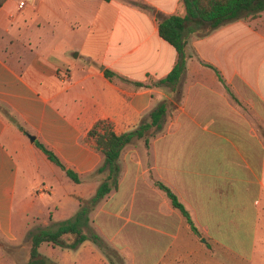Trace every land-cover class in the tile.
<instances>
[{"label":"crops","instance_id":"0c3cea01","mask_svg":"<svg viewBox=\"0 0 264 264\" xmlns=\"http://www.w3.org/2000/svg\"><path fill=\"white\" fill-rule=\"evenodd\" d=\"M136 2L164 15L184 14L181 0H5L0 7V106L80 175L75 184L84 189L62 194L57 210L71 205L60 214L65 220L98 185L82 184L103 160L87 136L94 123L107 120L116 133L126 132L158 102L179 96L168 128L177 120L179 131L184 124L179 120L187 116L186 128H199L203 139H190L187 166L175 157L169 162L162 144L149 168L184 204L197 233L155 180H148V169L133 153L124 160L125 179L133 180L131 193L139 190L143 203L156 202L155 231L173 242L166 255L170 264H207L216 252L236 264L264 259V11L204 37L191 35L186 68L171 91L152 82L172 69L177 53L159 36L154 13ZM233 46L237 52L229 55ZM104 69L129 82L110 80ZM36 149L0 109V236L10 241L18 240L11 224L20 169L40 175L49 164ZM120 179L109 199L120 190ZM46 189L42 181L39 190ZM38 199L24 197L19 212H38Z\"/></svg>","mask_w":264,"mask_h":264},{"label":"rangeland","instance_id":"374dc122","mask_svg":"<svg viewBox=\"0 0 264 264\" xmlns=\"http://www.w3.org/2000/svg\"><path fill=\"white\" fill-rule=\"evenodd\" d=\"M234 52H237V49L233 46L228 53L230 55ZM238 52L241 53V50ZM227 71H229L228 68ZM168 89L170 90V88ZM229 90L231 91V89ZM179 100V96H175L171 100H163L167 104L165 117L160 129L155 127L149 129L147 146L143 140H135L123 149L119 158L120 176H122L120 190L117 191L113 199H109V194L116 189L112 190L89 212L90 227L99 236L106 248L100 247L97 242L90 239L85 240L74 249L42 243L39 251L43 255L55 262L54 264H170L172 262L171 259L166 258L168 248L173 245L172 239L155 231L157 224L153 214L157 204L154 201L149 203L148 200L143 203L139 190L131 193V181L133 180L125 179L126 165L124 160L131 153L135 154L141 165L148 169V180L153 181L155 180L153 169L149 168L152 165L151 159L156 148L165 144L164 149L169 150L167 154L171 155L168 161H173L175 157L178 164L185 163L187 166L190 139L192 138V141L194 138L203 139L202 134L204 132L199 128H193V130L186 128L189 122L187 116H182L179 120V122L184 123L179 131L177 120L171 128H168V124L172 121L174 108ZM149 112L144 114L141 119L147 120ZM157 138L162 139L155 145V148H152ZM174 141H178L176 146L173 145ZM37 151L47 160L39 150ZM171 157L173 158L171 159ZM47 162L53 169L51 170L49 164H46L39 170L40 175L38 172H26L22 168L19 171L11 224V233L17 236L18 240L10 241L0 236V264H26L32 233L40 230H54L61 221L71 219L76 213L65 220H59L60 214L64 213L67 208L69 209L71 205L69 203L64 211L57 209L61 207L62 194L66 192L77 193L78 189L82 191L84 187L82 189V186L73 183L61 172L58 166L48 160ZM132 170H136V168H132ZM83 177L82 184L84 186L93 183L99 184L104 173L93 172L89 177L85 175ZM42 181L47 186L46 190H39L42 187ZM30 195L34 199H38V195L43 196V199L37 200V209L40 210L38 212L20 213L19 206L21 207L22 199L24 197L30 199ZM123 204V209L117 213V207H122ZM143 210H146L147 213H143ZM214 254L216 255H213L207 264H236V260L226 258L221 255V252ZM179 264H183V261ZM241 264H264V259L255 258L251 262L244 261Z\"/></svg>","mask_w":264,"mask_h":264},{"label":"trees","instance_id":"16d2710c","mask_svg":"<svg viewBox=\"0 0 264 264\" xmlns=\"http://www.w3.org/2000/svg\"><path fill=\"white\" fill-rule=\"evenodd\" d=\"M4 2L5 0H0V7ZM181 3L184 7L183 15L179 13L164 15L150 5L136 2L141 8L154 13L158 22L159 36L173 46L177 53L172 69L164 77L152 83L156 86L169 87L171 91H175L179 78L186 68V45L191 35L204 37L222 25L240 19L253 18L264 11V0H181ZM207 65L211 66L210 64ZM103 71L104 75L110 80L118 78L129 82V80L118 76L109 69ZM215 72L221 78L217 69H215ZM133 83L136 86L150 85V83L141 81H134ZM0 109L9 120L17 124L25 135H30L22 125L17 123L8 109L3 106H0ZM166 111L167 104L165 101H161L149 112L147 120L141 119L135 128L122 133H116L107 120H98L94 123L87 136L94 140L96 148L103 156L102 162L94 172L104 173V177L89 198L80 200V207L71 219L61 221L54 230H40L32 233L26 264L55 263L39 251L40 245L44 242L74 249L85 240L90 239L97 242L100 247L106 248L99 236L90 227L89 212L101 199L112 190L117 189L121 177L119 158L123 149L135 140H143L147 146L149 129L151 127L160 129ZM32 143L49 161L63 170L72 182L79 183L81 181L80 175L73 169L66 167L59 156L43 142L35 137ZM154 185L165 193L171 206L179 211L184 220L190 225L191 230L197 233L188 210L175 192L160 180H155Z\"/></svg>","mask_w":264,"mask_h":264},{"label":"water","instance_id":"95a60500","mask_svg":"<svg viewBox=\"0 0 264 264\" xmlns=\"http://www.w3.org/2000/svg\"><path fill=\"white\" fill-rule=\"evenodd\" d=\"M28 138L33 141L35 137L33 135H28Z\"/></svg>","mask_w":264,"mask_h":264},{"label":"built area","instance_id":"2783aa9c","mask_svg":"<svg viewBox=\"0 0 264 264\" xmlns=\"http://www.w3.org/2000/svg\"><path fill=\"white\" fill-rule=\"evenodd\" d=\"M20 5L22 6L23 5V2H21Z\"/></svg>","mask_w":264,"mask_h":264}]
</instances>
